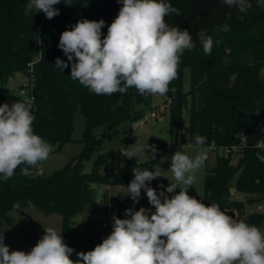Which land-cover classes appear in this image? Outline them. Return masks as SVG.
Listing matches in <instances>:
<instances>
[{"label":"trees","instance_id":"1","mask_svg":"<svg viewBox=\"0 0 264 264\" xmlns=\"http://www.w3.org/2000/svg\"><path fill=\"white\" fill-rule=\"evenodd\" d=\"M103 0H61L55 5L60 14L49 20L43 12L29 8V0H0V105L24 101L17 92L7 89L9 81L17 74L29 79L28 90L32 113L35 116L33 129L51 145L54 152H61L65 145L73 142L76 115L84 118L82 136L76 142L81 145L80 153L63 167L49 176L39 174L30 168L34 178L21 174V165L7 182L0 177V235L1 226L10 222L13 211L25 215L28 207H34L46 215L59 214L62 218L64 242L75 251L87 252L111 234L113 220L106 230L98 235L79 230L75 218L82 214L91 202L97 187L103 185L128 186L133 179V169L153 170V162H136L127 159L110 178L102 173V168L116 160L118 150L102 151L104 137L124 121L142 122L153 118V95H140L135 88L124 94L96 95L77 80H73L71 67L63 72L56 67L59 57L67 60L58 47L60 35L70 30L78 20H93L98 6ZM179 10V15L170 13L165 17L170 26L187 29L195 47L185 50L181 56L178 76L169 85L164 113L159 118L168 117L172 140L182 137L186 144L193 143L199 134L207 138L209 146L231 145L242 135L247 137L250 147L239 155L238 166L230 164L232 157L215 156L213 167L207 166L202 202L218 203L226 214H237L250 225L264 224V213L250 212L252 207L264 197V163L256 158V153L264 155V150L255 144L264 139V7H257L252 0V8L247 13H238L222 0H166ZM89 7L87 10L86 8ZM121 3L105 20L103 36L108 26L116 18ZM228 13H231L229 18ZM243 19H240V16ZM227 23L230 31L217 33V26ZM206 29L208 34L222 40L212 48L211 55L203 51L198 33ZM102 36V38H103ZM250 38V43H247ZM191 70V87L183 90V71ZM237 74L235 82L229 77ZM175 88V92L171 91ZM187 97L190 98L188 102ZM188 110V123L184 113ZM258 112V114H257ZM102 128L100 138L94 131ZM133 138L124 140V148ZM210 152H208V155ZM207 161V160H206ZM88 162L91 170L85 171ZM239 172L235 192L245 197L237 200L231 193L230 181ZM150 186L161 188L155 180ZM31 201V205L28 204ZM20 204L15 209V203ZM134 211L145 207L154 211L146 196L139 202L119 201L114 215L125 219V209Z\"/></svg>","mask_w":264,"mask_h":264},{"label":"clouds","instance_id":"2","mask_svg":"<svg viewBox=\"0 0 264 264\" xmlns=\"http://www.w3.org/2000/svg\"><path fill=\"white\" fill-rule=\"evenodd\" d=\"M122 4L116 18L103 36V19L78 20L70 30L61 33L58 47L67 60L59 57L55 65L62 72L71 67L70 77L96 95L124 94L130 88L147 97L166 95L169 85L178 76L181 56L195 47L187 29L166 23L170 13L179 10L166 0H117ZM238 13H247L252 0H222ZM61 0H29V8L43 12L51 20L60 14L54 6ZM257 7H264V0H255ZM229 18L231 13H228ZM243 19V16H240ZM227 33L230 25L224 23L214 30ZM103 36V38H102ZM206 55L222 40L209 35L206 29L198 33ZM237 74L230 75L235 82ZM171 91L174 93L175 88ZM30 101L0 105V177L7 182L15 170L34 178L30 168H37L54 151V146L35 134V116ZM258 114V112H257ZM207 138L197 134L194 142L182 145L172 156L167 171L172 182L166 190L157 191L150 183L163 176V170L154 165L133 169V179L127 186V195L139 202L142 190L154 207L150 211L140 207L125 209L121 219L115 215L111 234L103 238L93 250L76 253L53 227L44 228V235L31 251H10L0 235V264H264V231L255 225L221 210L218 203L205 204L188 194L196 182L197 173L208 159L205 147ZM256 147L264 150V140ZM156 158L155 145H136L126 157L144 156L145 149ZM264 163V155L256 153ZM164 177V176H163ZM164 189V186H161ZM179 189L177 192L176 190ZM166 193H172L170 197ZM31 205V201H28ZM20 208L17 202L13 205Z\"/></svg>","mask_w":264,"mask_h":264},{"label":"rangeland","instance_id":"3","mask_svg":"<svg viewBox=\"0 0 264 264\" xmlns=\"http://www.w3.org/2000/svg\"><path fill=\"white\" fill-rule=\"evenodd\" d=\"M28 84L29 79L25 75L17 74L9 81L7 89L19 93L24 101H30ZM182 84L184 92L188 93L191 87V70L189 68H185L183 71ZM166 100V95H153L152 106L155 110L153 118H148L142 122L136 123L124 121L104 137L102 151L120 149V153L122 154V158H117L115 163L112 161L102 168V173L107 175L109 180L116 173L120 165H122L127 159H133L136 162L152 161L153 170L154 165L161 167L163 170L164 177H158L156 181L159 185H163L164 189L159 188L157 191L166 190V187L172 182V174L170 171H167L170 167L171 156L177 150H184L188 151L189 154H193L186 148L181 149L182 145H187L183 142L182 137H179L177 140L171 139L168 117L159 118L165 111L164 106ZM187 100L190 102L189 97H187ZM184 118L188 123V110L185 111ZM83 126L84 118L77 113L75 132L73 134L74 141L65 145L61 152H52L49 158L38 166V170L37 168H35V170L43 176H49L54 171L63 167L73 157L77 156L80 153L81 145L76 141L82 136ZM94 134L96 137L100 138L102 135V128H96ZM126 138H133V142L129 143L128 146L124 148L123 143ZM146 144L156 146L157 153L155 159H151V151L148 148L145 149V154L149 159H146L142 155L137 158L126 157L127 152L131 151L136 145ZM123 152L125 153L123 154ZM234 158L236 157H232L230 164L236 167L238 166V161L234 162ZM214 164L215 155L210 153L205 165L197 173L196 182L188 190L190 196H193L198 200L204 198L206 168L207 166L213 167ZM91 167L92 163L88 162L85 166V171L89 172ZM238 175L239 172H237L230 181L231 192H235V184ZM176 191L178 192L179 189ZM127 194V186L103 185L97 187L93 193L91 202L87 205L84 212L75 218L79 230L88 232L91 235H98L104 232L109 221L113 220L112 217L114 216L117 203L119 201L131 200V197ZM166 194L169 197L173 195L172 193ZM144 196H146V193L142 190L141 197ZM234 196L237 200L243 199L239 194ZM130 208L134 210L132 205H130ZM234 215L237 214L235 213ZM234 215L232 216L234 217ZM10 216L11 221L4 222L1 226V231L5 237L4 243L9 246L10 251H31L32 247H34L37 241L44 235V228L53 227L58 233L61 234L62 232V218L59 214L46 215L34 207H28L25 210V215L13 211L10 213ZM70 259L76 260L77 255L71 254Z\"/></svg>","mask_w":264,"mask_h":264},{"label":"built area","instance_id":"4","mask_svg":"<svg viewBox=\"0 0 264 264\" xmlns=\"http://www.w3.org/2000/svg\"><path fill=\"white\" fill-rule=\"evenodd\" d=\"M86 9L88 10L89 7H87ZM261 140H264V139H261ZM256 144L254 146L255 148H257ZM205 147H207L208 152H210L211 154H214L215 156L218 155L220 157L227 158V157H239V155L241 154L243 150L250 147V144L248 143L247 137L242 135L240 138L236 139L231 145H228V146H218L214 142H212L209 146H205ZM124 153L125 152H123V154ZM117 158H122V154H120ZM116 160H114L113 163H115ZM258 210L259 211L262 210L261 206L258 207Z\"/></svg>","mask_w":264,"mask_h":264},{"label":"water","instance_id":"5","mask_svg":"<svg viewBox=\"0 0 264 264\" xmlns=\"http://www.w3.org/2000/svg\"><path fill=\"white\" fill-rule=\"evenodd\" d=\"M117 0H104L97 8V12L93 17V20L99 21L103 19L104 21L114 12L117 7ZM44 13L42 14V17Z\"/></svg>","mask_w":264,"mask_h":264},{"label":"crops","instance_id":"6","mask_svg":"<svg viewBox=\"0 0 264 264\" xmlns=\"http://www.w3.org/2000/svg\"><path fill=\"white\" fill-rule=\"evenodd\" d=\"M250 38H247V43L249 44L250 42ZM261 77L264 79V67L262 68V70H261ZM238 157H236V158H234L233 159V161L234 162H237L238 161ZM233 195H236V194H238V193H236V192H234V191H232L231 192ZM240 195V194H239ZM243 197V199H240L241 201H244L245 200V197L244 196H242ZM261 202V203H260ZM260 203V204H259ZM259 206H261V208H262V210L261 211H259L258 210V207ZM261 212V213H264V197L262 198V200L261 201H259L257 204H255L254 206H252V207H247L246 208V212H247V214L248 213H250V212ZM229 215H234V214H229ZM234 219H237V220H239L238 219V217H237V215H234V217H233ZM240 220H244L246 223H248L249 224V222L248 221H246L245 220V218H243V219H240ZM250 225V224H249ZM258 228H260L262 231H264V224H262L261 226H259Z\"/></svg>","mask_w":264,"mask_h":264}]
</instances>
